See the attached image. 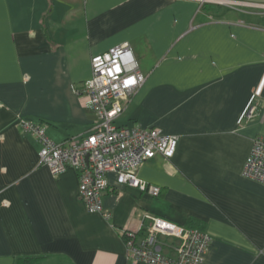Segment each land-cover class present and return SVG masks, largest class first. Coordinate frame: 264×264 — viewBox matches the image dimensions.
<instances>
[{"label":"crops","instance_id":"crops-1","mask_svg":"<svg viewBox=\"0 0 264 264\" xmlns=\"http://www.w3.org/2000/svg\"><path fill=\"white\" fill-rule=\"evenodd\" d=\"M227 1L0 0V264H146L120 234L144 235L146 214L210 233L206 264H264V183L244 172L264 139V0ZM124 42L146 78L116 124L178 143L138 169L158 196L107 174L105 219L87 211L75 169L41 163L20 120L57 143L86 134L97 115L77 88L94 55ZM255 100L261 113L244 119ZM159 242L176 256L179 239Z\"/></svg>","mask_w":264,"mask_h":264},{"label":"built area","instance_id":"built-area-1","mask_svg":"<svg viewBox=\"0 0 264 264\" xmlns=\"http://www.w3.org/2000/svg\"><path fill=\"white\" fill-rule=\"evenodd\" d=\"M91 70V78L77 88L85 106L97 115V120L86 134L57 143L46 135L45 128L40 123L21 119L20 126L39 141L40 161L53 175L68 168L78 172L79 197L85 203L87 211L110 219L111 212L104 208L102 202L103 193L108 186L107 174L114 172L117 183L128 184L158 196L161 187L141 179L138 169L158 156L170 160L176 151L178 137L167 135L157 127L116 124L125 104L146 78L135 64L133 50L128 42L94 55ZM260 113V105L256 100L252 101L244 119L255 118ZM244 172L248 177L264 183L262 137L254 139ZM145 218L149 220V224L142 236H138L136 230L121 229L120 234L129 256L146 264H206V254L213 243L210 233L196 227L178 225L151 214H146ZM160 235L179 239L175 257L167 256L161 251Z\"/></svg>","mask_w":264,"mask_h":264},{"label":"trees","instance_id":"trees-1","mask_svg":"<svg viewBox=\"0 0 264 264\" xmlns=\"http://www.w3.org/2000/svg\"><path fill=\"white\" fill-rule=\"evenodd\" d=\"M33 260L35 261V260H37V259L28 256V257H25V258L22 260V262H21V259H20V262H21V264H28V263L33 262Z\"/></svg>","mask_w":264,"mask_h":264},{"label":"rangeland","instance_id":"rangeland-1","mask_svg":"<svg viewBox=\"0 0 264 264\" xmlns=\"http://www.w3.org/2000/svg\"><path fill=\"white\" fill-rule=\"evenodd\" d=\"M203 3H205V2H207V1H209V0H201ZM219 1V0H218ZM211 2H213V1H211ZM215 2V1H214ZM218 3H220V2H218ZM226 4V3H225ZM227 4L228 5H231V6H236L237 5V3H235L233 0H229V1H227ZM263 8V9H262ZM261 10H264V6H262L261 7Z\"/></svg>","mask_w":264,"mask_h":264}]
</instances>
